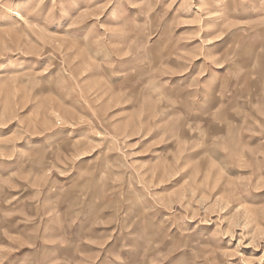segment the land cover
<instances>
[{
	"label": "rangeland",
	"instance_id": "374dc122",
	"mask_svg": "<svg viewBox=\"0 0 264 264\" xmlns=\"http://www.w3.org/2000/svg\"><path fill=\"white\" fill-rule=\"evenodd\" d=\"M0 264H264V0H0Z\"/></svg>",
	"mask_w": 264,
	"mask_h": 264
}]
</instances>
